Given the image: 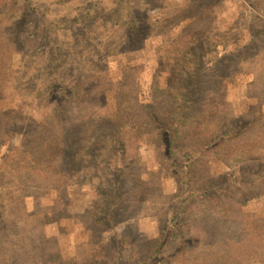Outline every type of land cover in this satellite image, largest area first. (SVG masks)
Here are the masks:
<instances>
[{"label": "rangeland", "instance_id": "obj_1", "mask_svg": "<svg viewBox=\"0 0 264 264\" xmlns=\"http://www.w3.org/2000/svg\"><path fill=\"white\" fill-rule=\"evenodd\" d=\"M0 264H264V0H0Z\"/></svg>", "mask_w": 264, "mask_h": 264}, {"label": "trees", "instance_id": "obj_2", "mask_svg": "<svg viewBox=\"0 0 264 264\" xmlns=\"http://www.w3.org/2000/svg\"><path fill=\"white\" fill-rule=\"evenodd\" d=\"M139 25H140V23H138L137 20H133L129 26V29H128L129 35H131L134 39H135V37L138 36L137 34L139 32V29H140Z\"/></svg>", "mask_w": 264, "mask_h": 264}]
</instances>
